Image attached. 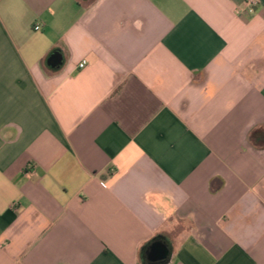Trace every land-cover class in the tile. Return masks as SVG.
I'll return each instance as SVG.
<instances>
[{
  "label": "crops",
  "instance_id": "crops-1",
  "mask_svg": "<svg viewBox=\"0 0 264 264\" xmlns=\"http://www.w3.org/2000/svg\"><path fill=\"white\" fill-rule=\"evenodd\" d=\"M243 2L0 0V264H141L156 235L164 264H264Z\"/></svg>",
  "mask_w": 264,
  "mask_h": 264
},
{
  "label": "water",
  "instance_id": "water-1",
  "mask_svg": "<svg viewBox=\"0 0 264 264\" xmlns=\"http://www.w3.org/2000/svg\"><path fill=\"white\" fill-rule=\"evenodd\" d=\"M145 257L150 264H164L169 261L170 251L164 242L156 241L149 245Z\"/></svg>",
  "mask_w": 264,
  "mask_h": 264
},
{
  "label": "built area",
  "instance_id": "built-area-1",
  "mask_svg": "<svg viewBox=\"0 0 264 264\" xmlns=\"http://www.w3.org/2000/svg\"><path fill=\"white\" fill-rule=\"evenodd\" d=\"M258 4V0H244L243 2V8L241 11L237 12L239 15H253L255 13V8ZM39 28L36 27L34 30H38ZM85 65V62H82L79 65V68H83Z\"/></svg>",
  "mask_w": 264,
  "mask_h": 264
},
{
  "label": "trees",
  "instance_id": "trees-1",
  "mask_svg": "<svg viewBox=\"0 0 264 264\" xmlns=\"http://www.w3.org/2000/svg\"><path fill=\"white\" fill-rule=\"evenodd\" d=\"M160 238L161 237L159 235H156L150 242L145 243L144 245H142L140 247V249H139V260H140L141 264H150L147 262L146 257H145L146 251H147L150 244H152L153 242L159 241Z\"/></svg>",
  "mask_w": 264,
  "mask_h": 264
}]
</instances>
